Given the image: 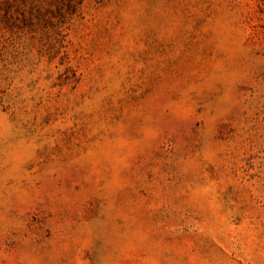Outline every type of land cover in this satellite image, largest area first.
<instances>
[{
  "label": "rangeland",
  "instance_id": "374dc122",
  "mask_svg": "<svg viewBox=\"0 0 264 264\" xmlns=\"http://www.w3.org/2000/svg\"><path fill=\"white\" fill-rule=\"evenodd\" d=\"M0 264H264V0H0Z\"/></svg>",
  "mask_w": 264,
  "mask_h": 264
}]
</instances>
